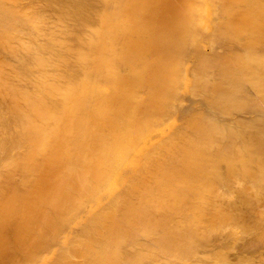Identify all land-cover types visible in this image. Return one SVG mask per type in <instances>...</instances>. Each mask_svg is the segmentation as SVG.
<instances>
[{"label":"bare ground","instance_id":"bare-ground-1","mask_svg":"<svg viewBox=\"0 0 264 264\" xmlns=\"http://www.w3.org/2000/svg\"><path fill=\"white\" fill-rule=\"evenodd\" d=\"M0 264H264V0H0Z\"/></svg>","mask_w":264,"mask_h":264}]
</instances>
